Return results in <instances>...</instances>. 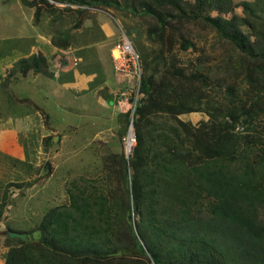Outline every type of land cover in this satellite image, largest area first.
I'll use <instances>...</instances> for the list:
<instances>
[{
	"label": "trees",
	"instance_id": "16d2710c",
	"mask_svg": "<svg viewBox=\"0 0 264 264\" xmlns=\"http://www.w3.org/2000/svg\"><path fill=\"white\" fill-rule=\"evenodd\" d=\"M52 1L21 0L35 10V27L43 26L45 14L54 26L63 10L57 2L90 4ZM144 3L142 13L155 20L149 38L161 49L153 59L146 48L139 52L144 95L135 108L132 153L114 151L98 177L74 179L67 203L50 207L32 229L16 230L30 239L0 236L8 247L3 264H264V134L255 126L264 114V0ZM239 6L245 16L237 15ZM202 26L241 52L243 82L254 89L249 99L225 77L228 102L216 99L202 70L188 72L176 57L167 63L164 54L177 42L184 49L194 45L192 31ZM64 33L53 35V45L71 44ZM48 64L34 53L15 65L49 74ZM192 112L209 119L195 125L180 117ZM122 116L120 139L130 124ZM7 199L6 192L0 224ZM199 203L208 214L194 213Z\"/></svg>",
	"mask_w": 264,
	"mask_h": 264
},
{
	"label": "rangeland",
	"instance_id": "374dc122",
	"mask_svg": "<svg viewBox=\"0 0 264 264\" xmlns=\"http://www.w3.org/2000/svg\"><path fill=\"white\" fill-rule=\"evenodd\" d=\"M139 1L143 3L144 1L148 3L154 2V0H117V4L121 6L118 7L111 4L109 0H88L90 4H84V11L87 14L85 13L83 17L92 21L96 19L102 25H105V22H109V27L112 26V28L113 25H119L129 35L136 50L142 55L143 48H146L145 51L148 52L149 58L153 59L160 54L161 49L159 42L151 41L149 38V29L155 26V20L149 15L142 13ZM234 1L243 2L250 0ZM86 6L94 7H88L87 9ZM134 7L137 9L136 15L132 13L135 10L133 9ZM95 8L104 10L106 13L98 10L95 13ZM127 8L129 9L128 11ZM236 13L239 16H245L243 6L237 7ZM29 14L30 12L28 11ZM119 14L122 16L118 17ZM85 19L81 21L80 26L85 28L87 32L92 31L94 33L93 41L95 45L97 27L92 25V28H90L91 25L89 23H84ZM30 23L32 24L31 19L29 22V16L19 6V0H0V63L2 64V69L14 60L16 56L15 45L18 42H20L24 50L30 48V41L17 39L20 33L26 36L28 31H33V29L35 31V28H41L40 26L33 28ZM77 23H80V20L75 21L74 26H79ZM62 24L65 25L64 22ZM18 27L22 30L18 29ZM62 30L63 27L58 24L56 31L59 33ZM34 31L32 33H35ZM192 32L191 40L194 45L184 49L181 43L177 42L171 53L166 52L164 54L167 63H171V58L176 57L177 64L184 67L186 71L202 70L211 82L209 92L216 99L219 98L228 102L227 97L230 95L226 91L227 83L222 81L224 77L229 84H236L239 94L244 99H249L254 89L247 81L243 82V76L240 72L242 66L241 52L227 40L221 39L211 27L194 28ZM79 41L85 45L87 37L81 36ZM92 52L93 50H90L88 54H92ZM112 55L116 68V65H120L119 60L122 61V59H117L119 52L115 49ZM96 57L97 55L93 56L91 60ZM55 62L58 67L63 66L60 60L57 59ZM130 63L132 71H134L133 62ZM85 64L87 65L88 62L86 61ZM37 72L39 71L34 70L32 67L23 72L18 65H14L6 72V76H0V118L4 117L5 120H10L16 116L28 113L30 105L27 104L26 106L25 100H17L18 98L32 96L39 104H43V108L40 109V114H38L40 122L33 121L35 128L34 126L31 127L30 132L21 138V146H25L24 152L28 162L18 161V170L7 175L9 178L7 177L6 181L24 178V180H20L23 181L22 184L24 186L20 188L9 186L10 191L7 194L8 204L3 222L1 221L0 224V231L6 227L14 230L32 229L50 207L69 201L68 187L71 186L74 179L98 177V174L103 169V164L109 158L108 155L114 151L122 150L127 155L125 139L123 136L122 139L119 138V132L126 124L122 114L127 111L130 104L129 98L133 96L124 98L122 104H119L120 106L116 105L115 108L118 109L116 113L111 110L113 106L110 104V112H98V110H95L96 115L93 117L80 116L72 114L68 107L64 110L62 109L69 106L68 100H66L68 96L65 87L58 86L56 88L52 84L53 81H50L46 92L43 94L39 89L35 90L33 88V84L37 86L42 84L37 79ZM104 77L108 78L105 74H102L97 83L103 80ZM123 79V87L118 90L115 89L114 93H121L128 87V89L133 91L132 95H134L137 92L139 78L136 76L131 80L125 77ZM134 83L136 84L134 85ZM18 101L22 102V105ZM34 106L37 109V106ZM74 107L73 104L71 108ZM46 113H49L50 117ZM97 115L99 119H97ZM180 117L195 125H199L202 120L209 119V115L206 112L184 113ZM42 121H44L43 126ZM39 124L40 126H38ZM255 126L264 134V114L257 119ZM51 128L53 129L52 131L50 130ZM238 129L242 130L243 125H240ZM46 134L48 136L60 134V138L57 142L55 140V142L53 141L50 144L49 142L52 140L45 141ZM127 134L125 135L126 137ZM38 162L40 165L35 166V163ZM23 163L26 167H23ZM45 165L47 166L45 167ZM48 168L51 169L48 174H45V176L40 175L42 172H46ZM6 181L3 184H6ZM194 213L196 215L199 213L206 215L209 210L205 203H199L194 205ZM34 233L35 236H38L37 230ZM0 243L2 245L0 248V264H3L2 258L8 251V247L4 237H0Z\"/></svg>",
	"mask_w": 264,
	"mask_h": 264
},
{
	"label": "crops",
	"instance_id": "0c3cea01",
	"mask_svg": "<svg viewBox=\"0 0 264 264\" xmlns=\"http://www.w3.org/2000/svg\"><path fill=\"white\" fill-rule=\"evenodd\" d=\"M56 5L63 9V13L61 15L62 11L58 10V14H60V16L54 26H50L51 16L48 14H45L44 24L43 26H40L41 28H35V25L30 23L31 26L35 28V31L33 29L35 33H32L33 31H28L26 36L23 34L21 35V33L17 36V39L19 40L27 39L30 41V48L28 50H24L20 42H18V44L15 45L16 56L14 60L7 64V66H5L3 69L2 64L0 63V76H6V72L12 68L19 59L29 57L34 53L37 54L41 52L48 59L49 74H45L43 72L36 73L38 76L37 79L40 80V83L42 84L40 86L33 84V88H35V90L39 89L43 94L46 92L50 81H53L52 84H54L56 88L58 86H63L66 89L68 96L66 100H68L67 102L69 103V106L62 108L63 110L68 107L70 108V112H72V114L93 117L96 115L95 110H98V112H110L109 108L110 104H112L113 107H111V110L115 111L116 113L118 109L115 108L116 105H113V93L115 92V89L118 90L123 87V77L128 79L127 75L124 76L123 72L116 70L112 57V54H114V46L117 43L121 33L120 26L113 25L112 28V26L109 27V22H105V25H102L97 22L96 19L94 21L85 19L83 17L85 13L87 14V12L84 11L85 6L78 3L69 4L57 2ZM68 5L70 6V9L64 10V8ZM19 6L23 11L26 12L27 16H29V22L30 19L32 22L35 10L28 6L24 7L21 0H19ZM88 7L93 8L94 6H86L87 9ZM95 10V13H97V10L104 11L97 8H95ZM28 11L30 12L29 15ZM104 12L106 13V11ZM120 15L121 14H119L118 17ZM83 19H85V24L89 23L91 25L90 28H92V25L97 27V41L95 45L93 41L94 33H92V31L87 32L85 28L80 25L74 26L75 21L80 20L81 24ZM63 22L65 25L62 24ZM57 24L63 27V30L59 33L56 31ZM18 29H20V27H18ZM62 32H65L63 35L71 37V44L66 49L53 45L51 41L53 35L60 34ZM81 36L87 37L85 45L79 41ZM100 38L101 40L99 41ZM90 50H93L92 54H88ZM95 55H97V57L91 60V58ZM57 59L62 61L63 66L58 67L56 65L55 60ZM86 61L88 62L87 65L85 64ZM102 74H105V76L108 78L104 77L103 80L98 81L97 83V80ZM19 99L25 100V102H23L26 104V106L27 104L30 105L28 113L21 116H16L10 120H5L4 117L0 118V208L4 200V194L6 192L8 194V191H10V187L8 186L10 183H12V187L20 188L24 186V184H22L23 181H20L24 180V178L20 180L9 179L8 181H6V179L9 173L18 170V161L24 163L28 162L26 153L24 152L25 146H21V138L30 132L31 127L34 126L33 121L37 123L40 122V117L38 114H40V109L43 108V104H39L38 101L32 96L18 98L17 100ZM122 102H118V105H121ZM18 103L22 105V102L18 101ZM73 104L75 107L71 108L73 107ZM34 105L37 106V109ZM46 115H49V113H46ZM96 117H98V115ZM104 118L106 119V117ZM97 119H99V117ZM43 125L44 121H42V126ZM38 126H40V124ZM50 130L52 131L53 129L51 128ZM46 136L48 135L46 134ZM59 138L60 134L55 135L53 141L55 142L56 140L57 142ZM53 141H50L49 143L52 144ZM24 163L23 167H26ZM39 165V162L35 163V166ZM40 175L45 176V172H42ZM5 181L6 184H3ZM17 183H21V185H18ZM5 212L6 209L4 211V215Z\"/></svg>",
	"mask_w": 264,
	"mask_h": 264
},
{
	"label": "built area",
	"instance_id": "2783aa9c",
	"mask_svg": "<svg viewBox=\"0 0 264 264\" xmlns=\"http://www.w3.org/2000/svg\"><path fill=\"white\" fill-rule=\"evenodd\" d=\"M115 50L119 52V57H117V59L118 58L122 59V61L119 60L120 65H116L117 68L116 70L121 71L125 75H127V77L129 78L128 80H131L136 76L139 78L137 84V92H135L134 95H132L133 91L128 88L122 92V96L134 97V102L132 104L133 112H134L139 99L144 95L140 91V84L143 75L142 60L139 52L134 47L132 40L124 30L120 34V38L116 43ZM130 62H133L132 64L135 67L134 71H132V65H130L131 64ZM135 84L136 83H134V85ZM124 139H125L127 154H129L132 152L136 144V137L133 134V132H130L129 135H127V137H125Z\"/></svg>",
	"mask_w": 264,
	"mask_h": 264
},
{
	"label": "clouds",
	"instance_id": "9594fccd",
	"mask_svg": "<svg viewBox=\"0 0 264 264\" xmlns=\"http://www.w3.org/2000/svg\"><path fill=\"white\" fill-rule=\"evenodd\" d=\"M52 1V0H51ZM124 29L123 28H121V32L123 31ZM125 31V30H124ZM121 34V33H120ZM127 34V33H126ZM128 35V34H127ZM129 36V35H128ZM119 38H120V35H119ZM131 39V38H130ZM119 40V39H118ZM118 42V41H117ZM115 46H116V44H115ZM115 46H114V49H115ZM135 47V46H134ZM143 76V75H142ZM129 79V78H128ZM142 80V79H141ZM141 86V85H140ZM128 88V87H127ZM126 90V89H125ZM124 91V90H123ZM123 91H121V93H119V92H116V93H114L113 95H115V97H113V102H114V106L115 105H118V102H122L123 101V99L124 98H126L125 96H122V92ZM133 98V97H132ZM130 99L131 98H129V105H130V108L129 109H127V111H126V114H127V112L130 110L131 111V113H130V115H129V117L128 118H130V124H129V128H128V134L127 135H129V133L130 132H133V134L135 135V129H134V124H133V119H134V115H135V111L133 112V106H132V104L133 103H131L130 102ZM134 99V98H133ZM127 118V117H126ZM48 137V136H47ZM126 137V136H125ZM125 137H123V138H125ZM135 137H136V135H135ZM133 151V150H132ZM132 153V152H131ZM131 153H129V154H127V156H129ZM47 171V170H46Z\"/></svg>",
	"mask_w": 264,
	"mask_h": 264
},
{
	"label": "water",
	"instance_id": "95a60500",
	"mask_svg": "<svg viewBox=\"0 0 264 264\" xmlns=\"http://www.w3.org/2000/svg\"><path fill=\"white\" fill-rule=\"evenodd\" d=\"M130 113L131 111L129 110L126 114L127 118L129 117ZM0 235L8 236L11 239L21 238V239L28 240L31 238V236L26 232H19L16 230H11L9 228H4L3 230H1Z\"/></svg>",
	"mask_w": 264,
	"mask_h": 264
}]
</instances>
